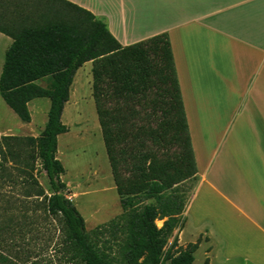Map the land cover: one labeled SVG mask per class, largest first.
<instances>
[{"label": "trees", "instance_id": "obj_1", "mask_svg": "<svg viewBox=\"0 0 264 264\" xmlns=\"http://www.w3.org/2000/svg\"><path fill=\"white\" fill-rule=\"evenodd\" d=\"M0 31L13 38L0 75L6 104L29 123V103L50 99L40 135L0 137V264H192L199 241L183 247L175 236L166 250L187 201L179 186L198 172L169 35L123 46L68 0H0ZM90 61L117 192L132 217L121 258L91 238L57 156L75 75Z\"/></svg>", "mask_w": 264, "mask_h": 264}, {"label": "crops", "instance_id": "obj_2", "mask_svg": "<svg viewBox=\"0 0 264 264\" xmlns=\"http://www.w3.org/2000/svg\"><path fill=\"white\" fill-rule=\"evenodd\" d=\"M68 1L123 46L169 35L198 167L180 246L199 241L209 264H264V0ZM12 43L0 31V75Z\"/></svg>", "mask_w": 264, "mask_h": 264}, {"label": "rangeland", "instance_id": "obj_3", "mask_svg": "<svg viewBox=\"0 0 264 264\" xmlns=\"http://www.w3.org/2000/svg\"><path fill=\"white\" fill-rule=\"evenodd\" d=\"M47 82L48 79L39 81L42 85ZM93 83L92 62L90 61L86 62L75 75L70 99L66 103L62 115V120L68 126V131L58 137L57 156L65 167L62 180L70 190L68 197L75 203V194H78L79 200L85 208L84 214L80 209L79 211L83 216H86V228L91 238L105 248L107 252L121 258L126 245L128 223L132 217L122 208L120 196L117 192L98 118L93 95ZM49 107V98L33 99L30 103L32 122L27 125L8 107L0 95V127L6 126L14 130L10 135L38 136L46 125ZM94 140L95 143L93 142ZM60 143L62 146H60ZM65 149H68V152ZM38 176L42 186L51 194L52 189L46 173L41 171ZM194 186V179L187 180L179 186L180 190L185 192L184 194L187 198L182 217L187 213ZM99 198L102 199L100 200ZM157 224L162 226L163 220H157ZM188 229L193 230L192 226ZM177 230L178 228L175 229L173 235L168 239L166 250L171 247L175 236H179V246L183 244L180 243L181 233L179 232L178 234ZM208 255L209 251L203 247L198 248L192 264H209L206 261Z\"/></svg>", "mask_w": 264, "mask_h": 264}, {"label": "bare ground", "instance_id": "obj_4", "mask_svg": "<svg viewBox=\"0 0 264 264\" xmlns=\"http://www.w3.org/2000/svg\"><path fill=\"white\" fill-rule=\"evenodd\" d=\"M98 136V135H97ZM100 137V136H99ZM94 143H95V140L93 141ZM68 143V142H67ZM97 143V142H96ZM60 146H62L61 145V143H60ZM68 147V146H67ZM65 148V147H64ZM99 149V148H98ZM66 151L68 150V149H65ZM65 152V151H64ZM68 152V151H67ZM61 153V152H60ZM64 154V153H63ZM66 177V176H65ZM108 178V177H107ZM66 179V178H65ZM105 180V179H104ZM67 181V180H66ZM99 182V181H98ZM97 182V183H98ZM91 186H92V184H91ZM90 186V187H91ZM103 189V188H102ZM92 190V189H91ZM90 190V191H91ZM101 190V189H100ZM109 191H111V190H109ZM112 191H114V190H112ZM94 193V192H93ZM99 193V192H98ZM105 194H106V192H105ZM107 195H110V194H107ZM103 196H104V194H103ZM80 198H79V195L78 194H75V203H76V205H77V207L81 210V212L84 214V210H85V208L83 207V205H82V203H81V201L79 200ZM100 200L102 199V198H99ZM93 200H95V199H93ZM99 200V201H100ZM105 200V199H104ZM100 205H102V204H100ZM105 205V204H104ZM115 207V206H114ZM98 211V210H97ZM101 213H102V211H101ZM105 213V212H104ZM85 216V215H84ZM111 216V215H110ZM103 218H104V216H103ZM102 217H101V219H103ZM106 218V217H105ZM85 220H86V223H87V219H86V216H85ZM97 222V221H96Z\"/></svg>", "mask_w": 264, "mask_h": 264}]
</instances>
